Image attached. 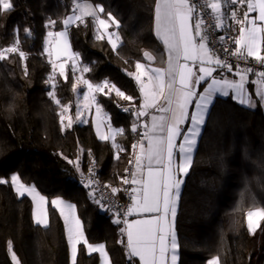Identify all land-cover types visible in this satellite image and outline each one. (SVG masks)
<instances>
[{
	"label": "trees",
	"instance_id": "obj_1",
	"mask_svg": "<svg viewBox=\"0 0 264 264\" xmlns=\"http://www.w3.org/2000/svg\"><path fill=\"white\" fill-rule=\"evenodd\" d=\"M84 1L100 4L105 8L100 16L107 19L111 12L119 23V27H109L119 37L115 51L107 38H96L92 17L70 27L69 40L73 52L80 53V67L90 68L87 73L80 71L85 79L93 84L108 81L134 97L132 101L124 100L115 95V89L111 95L96 94L111 125L124 129L115 138L123 151L117 152L112 144L100 140L89 122L72 123L61 130L62 108L67 106L70 114L75 111L71 70L65 77L55 74L52 81L61 104L56 105L47 96L51 86L45 80L52 69L44 53L45 39L50 30L63 28L62 20L73 11L72 0H11L13 9L0 11V49L15 40L18 52L24 51L26 58L21 60L17 52L0 62V140L11 145L0 151V179L9 180L5 165L13 162V171L22 182L35 185L48 200L59 197L75 205L85 237L92 244L105 245L111 264H136L127 255L126 234L120 231L124 225L112 222L121 217L96 204L79 180L89 160L94 159L101 181L111 189H119L122 198L132 118L130 114H119L113 102L138 106L136 80L129 73L135 72L137 62H147L145 51L154 56L151 64L164 65V50L152 30L156 0ZM49 18L61 22L45 27ZM26 29L30 36L25 34ZM248 90L254 96L251 85ZM206 120L176 214L179 264H207L212 256H218L220 264H252L250 254L261 227L250 234L246 214L264 208L261 104L248 109L231 97H217ZM9 241L20 264H70L64 225L57 210L49 206L48 225H36L30 200L18 197L10 180L0 185V264H12ZM77 264H99V256L88 254L80 244ZM259 264H264V253Z\"/></svg>",
	"mask_w": 264,
	"mask_h": 264
},
{
	"label": "snow or ice",
	"instance_id": "obj_2",
	"mask_svg": "<svg viewBox=\"0 0 264 264\" xmlns=\"http://www.w3.org/2000/svg\"><path fill=\"white\" fill-rule=\"evenodd\" d=\"M75 10L72 15H68L62 20L64 31L55 33L49 32L48 36H55L57 39V48L55 55L57 58L61 54L68 56L72 60V71H81L87 73L90 71L88 66L78 68L80 53L71 52L69 44L68 26L74 22H84L85 16L93 18V23H98L99 29L97 39H103L106 35L108 43L115 51L119 37L114 32H109L108 28L111 24L119 27L118 21L113 17L111 12L107 13V19H101L99 13H104L105 8L100 4L88 5L80 4L77 0H72ZM229 5L228 12L222 11L221 0H205L206 7L211 10L209 19L201 18L197 15L198 0H156L155 3V32L159 40L162 41L164 49L167 52L166 69L152 68L148 71V82L144 83L141 79L145 72V64L137 62L135 65L136 73H129L139 84V92L143 98L139 109L124 108L123 111L131 113L136 117V121L140 117L146 116L149 109H154L160 115L151 116V125L145 126L146 131L143 133L142 140L132 145L133 149L139 148V152L135 155V169L131 172V179L123 178L124 184L140 185L141 192L138 193L137 188H125L123 191L128 194L131 201L126 208L117 209L119 217L112 222L124 227L120 229L121 234L127 236V255L130 260L139 259V264H178V244L177 236L168 223L169 214L174 219L178 210V201L182 198L183 185L186 177L190 173V166L193 163V152L197 148V138L202 135V127L206 126V117L211 114V106L214 105V96L218 94L220 97L227 98L232 93L231 99L237 101L240 105H247L253 109L258 104L264 105V87L256 90L259 101H254L253 97L248 95L246 84L249 82L247 74L254 73L253 68L248 67L241 69L236 66L235 75L239 79L228 78V74L233 73V65L230 64L226 57L232 56L237 61H246L248 57H253L257 64L264 66V55L261 54L262 43H264V26H257L256 21H264V0H225ZM237 5H246V8H238ZM14 7L11 0H0V11L5 13ZM243 12L241 18L240 12ZM258 11L259 15L255 19L249 18L250 12ZM76 12L80 14L77 15ZM239 24V35L233 38L235 50L224 49L223 55H217L216 41L211 39L212 31L225 28V19H229ZM61 21L48 19L45 27L55 26ZM233 25L229 24L228 27ZM26 35L31 32L26 29ZM115 38V39H114ZM222 45L225 36L218 37ZM49 41L45 39L47 45ZM211 45V46H210ZM19 43L15 40L10 46L0 49V62L9 58L8 54L17 53ZM45 51L49 57L53 56V50L46 47ZM21 60L26 58L24 51L18 52ZM146 60L152 61L154 56L148 51L143 53ZM183 60V63L181 62ZM189 62L197 66L198 71H194ZM52 66V74L46 80V85H52V81L56 78L55 74L58 70L59 76L65 77V63L57 64L55 60L50 59ZM27 75V71H25ZM258 81H252L255 85L258 82H264V70L258 72ZM210 81V82H209ZM78 82L87 87V91L83 93L84 107L90 108L96 106V112L99 115L102 111L100 101L97 99L99 93L111 95L115 89V95L132 101L133 96L127 95L115 85L108 81L93 84L83 77L78 78ZM203 92L196 91L197 86H203ZM55 87V85H52ZM73 90L77 89V84L72 85ZM47 96L60 105L61 101L56 94L47 90ZM189 105H194L195 111L189 112ZM67 106L62 108L60 112V120L64 118ZM78 122L84 123L79 119V109H77ZM136 121H133L132 131L138 132ZM185 121H190L187 131L182 133L181 126ZM71 121L68 124L70 128ZM97 125V135L100 140H111L112 147L117 152L123 151V147L115 143L117 134H123V128L113 129L108 126V135L101 134ZM63 131V125L61 126ZM183 136L179 144L178 152L176 151L177 137ZM143 140H147V146L143 144ZM11 145L7 141L0 140V151L10 148ZM119 159L117 155L115 157ZM179 161V162H177ZM72 163L71 160L68 161ZM129 163H132L130 160ZM77 168L79 165H76ZM146 169L147 175L143 173ZM92 175H95V168L89 169ZM127 171V169H126ZM138 176L140 177L138 179ZM92 179L88 180V185L92 184ZM8 178L0 179V185L8 184ZM85 185V186H88ZM10 186L18 194L24 197L25 194L31 196L35 208L32 217L36 225H48L47 214L43 209L45 197L40 195L35 186H29L21 182L19 175L13 174L10 177ZM113 194L119 189L113 187ZM93 201L104 207L102 201L96 200L93 193H89ZM55 207H59L60 215L65 217V223L71 221L72 226L68 229L67 243L70 248L71 264H77L78 249L77 245L82 244L88 254L99 252L102 264H109L105 245L103 243L92 244L84 236L81 227V221L75 216V205L65 203L57 198L51 201ZM62 206V207H61ZM68 209V215L65 216L64 209ZM107 212H111L112 208H106ZM152 214L150 219L129 221L128 216L132 214ZM247 230L250 234H254L261 227V221H264V208L255 211L249 210L246 214ZM7 250L11 254L12 264H20L13 250L12 242L9 241ZM207 264H220L218 256H212L207 260Z\"/></svg>",
	"mask_w": 264,
	"mask_h": 264
},
{
	"label": "built area",
	"instance_id": "obj_3",
	"mask_svg": "<svg viewBox=\"0 0 264 264\" xmlns=\"http://www.w3.org/2000/svg\"><path fill=\"white\" fill-rule=\"evenodd\" d=\"M236 7L241 8L242 6L237 5ZM224 8L228 12L229 10V5L227 3H224ZM197 15L201 16V18L204 19H209L211 17V10L206 7L205 0H198V8H197ZM231 24L233 25L232 27H228V25ZM234 24L235 22H232L229 19H227V22L225 23L226 27L219 29V30H213L211 33V39L216 41V47L218 49L217 55H223V50L224 49H231L235 50V44H234V39L236 37L234 33ZM220 35L225 36V40L223 44L221 45L219 42L218 37ZM211 46V45H210ZM228 62L232 64L233 67V72H236V66L238 65L239 68L244 69L251 67L254 70V75L253 73H248L247 76H258V72L261 70H264V66H261L256 63L255 59L253 57H248L246 61L240 60L237 61L235 57L228 56L226 57ZM144 83H146L147 80H142ZM135 88L139 90V84L136 82ZM113 107L118 111L119 114H130L132 118V126H133V121H136V117L133 116L131 113L123 111L124 108H135L139 109L138 106L134 104H125V103H120L118 101L113 102ZM138 132L134 133L132 131V126H131V145H130V150H129V157H128V166H127V171L125 174V177H128V179H131V172L136 170L135 169V155L139 152V148L133 149L132 145L138 143L139 141L142 140L143 133L145 132V127L143 125L142 119L136 121ZM132 161V163H129V161ZM90 167L95 168V175H92L90 173L89 169ZM124 177V178H125ZM92 179L94 182L90 185H88V180ZM79 183L81 186L86 188L88 191L94 194L96 200L102 201L104 207H100L103 209H106L108 207L112 208V212H114L117 216V209L119 208H126V206L130 205V199L127 193L123 191V189L127 188L129 189V192L131 191V188H133V185L131 184H124L123 183V188H122V198H119L118 192L116 194H113L111 191V188H109L106 184H104L101 179L99 178L98 175V166L97 163L95 162L94 159H90L89 162L87 163L86 171L82 174L80 177ZM88 185V186H85ZM122 218V217H121Z\"/></svg>",
	"mask_w": 264,
	"mask_h": 264
},
{
	"label": "rangeland",
	"instance_id": "obj_4",
	"mask_svg": "<svg viewBox=\"0 0 264 264\" xmlns=\"http://www.w3.org/2000/svg\"><path fill=\"white\" fill-rule=\"evenodd\" d=\"M77 2L80 3V4H84V3H82L83 0H77ZM87 4H88V5H92V3L89 2V1H88ZM74 10H75V6L73 7V11H74ZM73 11H72L70 14H68V15H72V14H73ZM76 14L79 15L80 13H79V12H76ZM68 15H67V16H68ZM99 17H100L101 19H104V18H102L101 16H99ZM83 19H84V18H83ZM78 23H79V22H74V23H72L71 25H69V26H68V32H69V28H70V27H72V26H74V25H77ZM96 26H97V30H99L100 32H103V30L99 29V25H98V23H96ZM97 30H96V31H97ZM57 31H64V27H63L62 29H60V30H57ZM57 31L50 30L49 32L55 33V32H57ZM108 31L110 32V30H108ZM49 32H48V33H49ZM111 32H113V31H111ZM48 33H47L46 39L49 41V43H48L47 45L45 44V48L48 47V48L52 49L54 54H53L52 57H49L48 54H47V52L45 51V48H44V51H45L44 53H45V55H46V59L48 60V62H49L50 59L55 60L57 64H59V63H65V73H66L68 70H71V72H72V76H71V78L74 80V84H77V89L75 90V111H74L73 114H70V113H69V109H68V107H67L68 110H67L66 112H64V118H63V120L61 121L63 127H64V128H67V127H68V124H69L70 121H71V123L85 124L86 121H87V119H88V120H89V123H91L92 127L94 128L95 133H97V125H98V124H99V126H100V127H99V130H102V131H103V129H104V125H105V120H106V118H107L108 113H107L105 110H103V108L100 106L101 109H102V111H101V113L98 115L97 112H96V106H95V105L91 106L90 108H85V107H84V103H85V101L83 100V101L81 102V100H80V101L78 100V98L80 97V95L83 96V93L87 91V87H86L85 85H83V84H81V83L78 82V78H80V77L85 78V77H84V74H81L80 71H76L75 73H73V71H72V63H73V62H72V60H70V59L68 58V56H65V55L61 54V55L59 56V58L56 57V55H55V50H56V48H57V39L55 38L54 35H53V36H48ZM97 33H98V31H97ZM104 37L108 39V37H107L106 35H105ZM114 39H115V38H114ZM115 42L118 43V40H115ZM69 44H70V40H69ZM70 51L73 52L71 46H70ZM50 65H51V63H50ZM78 68H80L79 63H78ZM51 69H52V66H51ZM57 73H59L58 70H57L56 74H57ZM134 73H136V71H135ZM133 78H134V77H133ZM52 85H53V84H52ZM52 85H50V86H51V91H53V87H52ZM83 97H84V96H83ZM79 102H80V103H79ZM76 104H77V105H76ZM82 108H83V110H85V112L82 110ZM77 109H79V119L82 120V121H85L84 123L78 122V120H77V114H76ZM131 126H132V124H131ZM100 132H101V131H100ZM96 135H97V134H96ZM5 169H6V171H7V173L9 174L10 177H11V175H13V174L18 175L15 171H13V169H14V164H13V162H8V163L5 165ZM10 177H9V180H10ZM21 182H22V181H21ZM22 183H24V182H22ZM24 184H26V183H24ZM26 185H29V186H35V185H33V184H26ZM36 190H37V192H38L40 195H42V194L38 191L37 188H36ZM14 192H15V191H14ZM15 193H16V192H15ZM16 195L18 196L17 193H16ZM42 196H44V195H42ZM18 197H19V196H18ZM24 197H27V198L30 200V202H31V208H32V212H33V210H34V208H35V205H34V203H33V201H32L31 196L25 194ZM44 197H45V196H44ZM57 198H59V197L52 198V199L48 200V199L45 197V201H44V203H43V209H44V211H45L46 214H47V219H48V207H49V206H51L52 208H54L55 210H57L59 216H60L61 219H62V222H63V225H64V230H65V234H66V238H67V237H68V229L72 226V223H71V221H69V223L66 224V223H65V217L60 215V209H59V207H55V206H53V205L51 204V201L54 200V199H57ZM59 199H61V200L64 201L65 203L73 204V203H71V202H69V201H67V200H65V199H62V198H59ZM73 205H74V204H73ZM61 207H62V206H61ZM257 209H259V208H256V209H254L253 211H255V210H257ZM64 211H65V216H67V215H68V209L65 208ZM75 216L78 218L77 213H76V209H75ZM32 219H33V217H32ZM78 219H79V218H78ZM79 220H80V219H79ZM33 222H34V220H33ZM34 223H35V222H34ZM246 223H247V218H246ZM40 226L45 227V225H40ZM81 227H82V223H81ZM82 230H83V227H82ZM83 232H84V230H83ZM84 236H85V233H84ZM85 238H86V237H85ZM79 245H80V244L77 245V249H78V246H79ZM84 248H85V247H84ZM68 249H69V259H70V248H69V246H68ZM85 251H86V250H85ZM105 251H106V250H105ZM86 252H87V251H86ZM94 253H97V254H98V256H99V264H102V259H101L100 253H99V252H94ZM106 253H107V252H106ZM263 253H264V224H263V225L261 226V228L259 229V231H258V233H257V236H256V238H255L254 245H253V249H252V252H251V254H250V261H251V263H252V264H259L260 259H261L262 255H263ZM91 254H92V253H91ZM107 259H108L109 264H111L108 254H107ZM70 264H71V259H70Z\"/></svg>",
	"mask_w": 264,
	"mask_h": 264
},
{
	"label": "crops",
	"instance_id": "obj_5",
	"mask_svg": "<svg viewBox=\"0 0 264 264\" xmlns=\"http://www.w3.org/2000/svg\"><path fill=\"white\" fill-rule=\"evenodd\" d=\"M82 3L87 4L88 1H84V0H83ZM155 3H156V1H155ZM221 3H222V5H223V7H222V11L227 12L226 9L224 8V4H223L222 0H221ZM92 5H93V4H92ZM93 6H94V5H93ZM243 8H246V5H243V6L241 7V9H243ZM258 15H259L258 11H256V12H250V13H249V18H250V19H255ZM99 16H100V13H99ZM240 16H241V18H242V16H243V12H242V11L240 12ZM85 17H90V16H85ZM85 17H84V18H85ZM226 22H227V19H225V23H226ZM256 24H257V26H264V21H259V20H257V21H256ZM239 27H240L239 24H236V23L234 24V33H235L236 37H238V35H239ZM96 29H97V26H96ZM101 30H103V29H101ZM108 30H109V28H108ZM152 30H153V34H154L155 38L157 39V41L160 43V45L162 46V48H163V50H164V53H165V60H164V65H163L162 67H157V66L151 64V61H148V60H147L146 63H142V64H145V65H146V68L143 70V71L145 72V75H143V76L141 77V79H142V80H144V79L147 80L146 83L148 82V75H147V74H148V71H149L150 69H152V68L166 69V67H167V59H168V55H167V52H166L165 49H164V45H163L162 41L159 40V39L157 38V36H156V32H155V4H154V16H153ZM261 47H262L261 54L264 55V43H262ZM181 62L183 63V60H181ZM189 65H190L191 67H193V70H194V71H198L196 65L192 64L191 62H189ZM135 71H136V69H135ZM247 77H248V81H249V82L246 84V88H247V90H248V86H249V85L252 86V91H253V94H254V96H252V97H253V100H254V101H257V100H259V97L256 95V90L259 89V88L264 87V82H258V83H256V84L254 85V84L252 83V81H258V80H259V77H258V76H253V75H251V76H247ZM228 78L237 79V80L239 79V77L236 76L234 72L231 73V74H228ZM209 82H210V81H209ZM206 86H207V84H203V86H197L196 91H198V92H203V88L206 87ZM138 94H139V98H140V99H139V103H138V108H139L140 105H141V103L143 102V98L141 97V93L139 92V90H138ZM231 95H232V93L230 92L229 97H231ZM248 95H250L249 90H248ZM250 96H251V95H250ZM217 97H220V96H219L218 94H216V95L214 96V100H215ZM221 98H223V97H221ZM78 100H79V101L81 100V102H82V101L84 100V97H83L82 95H80V97L78 98ZM235 102H236L239 106H241V107L248 108L247 105H240L237 101H235ZM79 103H80V102H79ZM76 105H77V104H76ZM261 108H262V111H263V114H264V105H261ZM248 109H250V108H248ZM253 109H254V108H253ZM82 110H83V108H82ZM83 111L85 112V110H83ZM192 111H195L194 105H189V112H192ZM76 114H77V112H76ZM152 115H157V116H158V115H160V113H159V112H156L154 109H149V110H148V114H147L146 116L141 117L144 127H145L146 125H147V126H150V125H151V116H152ZM206 118H207V117H206ZM88 122H89V120L87 119L86 123H88ZM86 123H85V124H86ZM109 124L111 125V122H110V119H109V115H107V118H106V120H105L104 129H103V131L100 130V131H101V134L108 135V126H109ZM189 125H190V121H185V124L181 126L182 133L185 132V131H187V128H188ZM111 127H112L113 129H117L116 127H113L112 125H111ZM146 130H147V129H146V127H145V131H146ZM202 130H203V127H202ZM96 134H97V133H96ZM117 135H118V134H117ZM117 135H116V136H117ZM97 137L99 138L98 135H97ZM182 139H183V136H182V135L179 136V137H177V140H176V144H177L176 151H177V152H178L179 144H180V142L182 141ZM199 139H200V137L197 138V146H198ZM107 142H109L110 144L113 143L111 140H109V141H107ZM142 142H143L144 146L146 147V146H147V140H143ZM196 149H197V148H196ZM196 149H194L193 157H194V154H195ZM177 162H179V161H177ZM190 167H191V166H190ZM143 175H144V177L146 178V175H147L146 169L144 170ZM139 178H140V177L138 176V179H139ZM133 187H136L138 193L142 194V192H141L142 186H140V185H133ZM130 203H131V201H130ZM178 206H179V201H178ZM177 211H178V210H177ZM156 215H158V214H156V213H152V214H135V213H134V214H132L131 216H128L127 219H128L129 221L143 220V219H150V218H152L153 216H156ZM167 219H168V223H169L170 228H171L173 231H175V233H176V230H175L176 217L173 219L172 216L169 214V216H168ZM176 236H177V234H176ZM126 240H127V236H126ZM177 244H178V239H177ZM177 251H178V264H179V245H178V249H177ZM132 261L135 262L136 264H139V259H138V258H133Z\"/></svg>",
	"mask_w": 264,
	"mask_h": 264
}]
</instances>
